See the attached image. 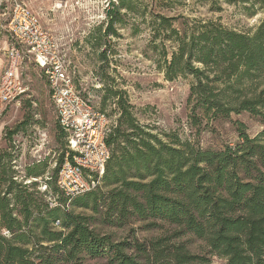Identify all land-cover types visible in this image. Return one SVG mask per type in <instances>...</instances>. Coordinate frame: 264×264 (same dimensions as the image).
<instances>
[{"label":"trees","instance_id":"obj_1","mask_svg":"<svg viewBox=\"0 0 264 264\" xmlns=\"http://www.w3.org/2000/svg\"><path fill=\"white\" fill-rule=\"evenodd\" d=\"M254 5L264 10V0ZM122 7L133 10L130 0L113 4V10ZM109 17L106 33L116 36L119 20L113 12ZM158 19L156 31L177 44L170 59L163 52L168 81L192 76V97L207 115H263L264 19L252 33L209 22L190 34L174 28L172 18ZM119 107L120 124L105 138L110 159L100 184L74 198L72 207L104 208L110 224L144 222L148 228L169 226L174 234L114 242L97 233L89 217L63 209L66 200L51 207L38 182H21L9 155H1L0 230L11 238L0 234V264H81L87 257H107V264H210L189 250L193 240L227 264H264V130L254 138L241 130L234 147L203 149L172 134H163L164 141ZM64 160L65 154L46 180L54 194ZM45 168L32 164L25 178L39 179Z\"/></svg>","mask_w":264,"mask_h":264},{"label":"rangeland","instance_id":"obj_2","mask_svg":"<svg viewBox=\"0 0 264 264\" xmlns=\"http://www.w3.org/2000/svg\"><path fill=\"white\" fill-rule=\"evenodd\" d=\"M130 1L132 11L125 7L113 10V4L118 7L119 0H2L0 7V81L10 60V47L15 45L22 52L20 73L26 88L21 98L0 105V156L9 155L10 168L18 173L21 182L37 181V190L46 194L44 200L51 207L61 206L59 200H66L63 209L89 217L97 233L110 235L117 243L169 237L174 229L169 226L148 228L144 222L122 227L113 225L104 208L99 212L73 208L74 199H67L61 191L54 194L46 180L51 178L62 155L68 153L69 134L59 127L46 69L40 68L35 56L29 54L30 47L18 43L5 28L16 10H28L37 19L55 45L56 54L79 96L93 112L108 118L109 132L120 124L119 103L127 107L140 125L147 126L164 141L168 139L163 134H172L203 149L234 147L240 141L241 130L251 138L264 130V108H261L263 115L242 112L213 117L192 97L191 88L195 83L192 76L168 81L163 71V52H167L170 59L177 44L166 32L155 29L162 16L172 18L173 27L181 32L186 30L188 34L209 22L252 33L264 19V10L254 5V0L234 3L225 0ZM112 12L119 20L114 25L116 36L106 33ZM39 162L46 164L44 176L26 179L27 167ZM102 192H107L105 186ZM0 234L11 238L7 230H0ZM188 248L194 254L206 255L210 264H227L208 254L199 241L193 240ZM107 263V257H87L81 264Z\"/></svg>","mask_w":264,"mask_h":264},{"label":"built area","instance_id":"obj_3","mask_svg":"<svg viewBox=\"0 0 264 264\" xmlns=\"http://www.w3.org/2000/svg\"><path fill=\"white\" fill-rule=\"evenodd\" d=\"M1 3L2 0L0 7ZM5 28L18 43L28 45L29 54L35 56L40 68L46 69L59 125L69 134L68 153L57 179L58 189L69 200L95 190L110 159L105 143L110 127L108 118L93 112L79 96L56 54L55 45L30 11L16 10ZM21 53L15 45L10 47V60L0 81V105L26 94L20 73Z\"/></svg>","mask_w":264,"mask_h":264}]
</instances>
